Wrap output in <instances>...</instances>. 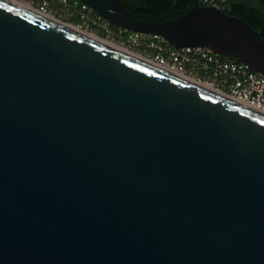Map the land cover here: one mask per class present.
<instances>
[{
	"label": "water",
	"instance_id": "1",
	"mask_svg": "<svg viewBox=\"0 0 264 264\" xmlns=\"http://www.w3.org/2000/svg\"><path fill=\"white\" fill-rule=\"evenodd\" d=\"M80 1L264 76L258 33L219 8ZM0 264H264V114L0 0Z\"/></svg>",
	"mask_w": 264,
	"mask_h": 264
},
{
	"label": "built area",
	"instance_id": "2",
	"mask_svg": "<svg viewBox=\"0 0 264 264\" xmlns=\"http://www.w3.org/2000/svg\"><path fill=\"white\" fill-rule=\"evenodd\" d=\"M203 2L219 8L213 0ZM21 4L78 30L103 33L127 44L130 51L139 50L137 54L145 61L264 114V76L247 63L233 61L209 48H175L159 35L113 26L80 0H22Z\"/></svg>",
	"mask_w": 264,
	"mask_h": 264
},
{
	"label": "trees",
	"instance_id": "3",
	"mask_svg": "<svg viewBox=\"0 0 264 264\" xmlns=\"http://www.w3.org/2000/svg\"><path fill=\"white\" fill-rule=\"evenodd\" d=\"M134 18L145 22H162L191 10L195 2L206 6L203 0H120ZM224 13L247 22L264 44V0H213ZM103 36V33H98ZM231 60L239 62L236 55Z\"/></svg>",
	"mask_w": 264,
	"mask_h": 264
},
{
	"label": "bare ground",
	"instance_id": "4",
	"mask_svg": "<svg viewBox=\"0 0 264 264\" xmlns=\"http://www.w3.org/2000/svg\"><path fill=\"white\" fill-rule=\"evenodd\" d=\"M6 1H8V2L14 4V5H17V6L21 7V8H23V9L30 10L27 6H25V5H23V4L19 3V2H16L15 0H6ZM47 18L50 19V20H53L55 23H59L63 27H66V28H68V29H70V30H72L74 32L80 33L81 35H83V36H85V37H87L89 39H92V40H94V41H96L98 43H101V44H103L105 46H108V47H110L112 49H115V50H117V51H119L121 53H124L126 55H129V56H132V57H135V58H139V59L145 60L140 55H138L137 53H134V52L130 51L129 49L125 48V47H122V46H119V45H117L115 43L107 41V40H105V39H103V38H101L99 36L94 35V34L87 33V32H84L82 30H78L77 28L73 27L72 25L58 22V21H56V20H54L52 18H49V17H47ZM188 81H191V80H188Z\"/></svg>",
	"mask_w": 264,
	"mask_h": 264
},
{
	"label": "rangeland",
	"instance_id": "5",
	"mask_svg": "<svg viewBox=\"0 0 264 264\" xmlns=\"http://www.w3.org/2000/svg\"><path fill=\"white\" fill-rule=\"evenodd\" d=\"M17 1H19V2L22 3V0H17ZM88 32H90V31H88ZM91 33L96 34V36H99V37H101V38H103V39H105V40H107V41H110V42H112V43H115V44H117V45H119V46L129 48L127 44L120 43L119 41L113 40V39H111V38H109V37H106L105 35L100 36L98 33L94 32V31L91 32ZM129 50H130V48H129ZM131 51L134 52V53H140L139 50H137V49H132Z\"/></svg>",
	"mask_w": 264,
	"mask_h": 264
}]
</instances>
